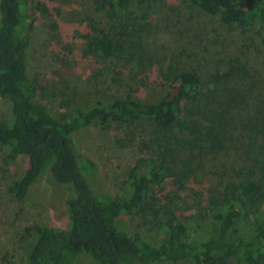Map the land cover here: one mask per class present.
I'll return each mask as SVG.
<instances>
[{
	"label": "trees",
	"instance_id": "obj_1",
	"mask_svg": "<svg viewBox=\"0 0 264 264\" xmlns=\"http://www.w3.org/2000/svg\"><path fill=\"white\" fill-rule=\"evenodd\" d=\"M151 1L110 0L109 8L95 1L108 29L88 20L93 33L82 35L90 52L106 61L110 82L156 63L154 98L137 101L127 94L54 115L38 104L27 64L30 20L46 7L37 0H0V100L8 112L0 117V148L8 162L26 159L9 191L23 199L48 171L66 194V226H32L25 264H71L81 254L96 264H264V0H188L244 34L256 46L258 60L249 46L218 49L197 42L172 52L165 69L151 61L153 53L143 49L140 37L131 40L129 27L146 20ZM88 123L126 125L152 152L130 166L126 194L90 187L87 177L96 173V165L72 138ZM218 156L223 164L215 167L211 161ZM198 171L212 182L207 199L209 210L216 209L212 235L193 240L182 222L170 221L166 232L148 243L116 225L119 217L146 209V195L166 179L178 189ZM247 223L250 231L241 232Z\"/></svg>",
	"mask_w": 264,
	"mask_h": 264
},
{
	"label": "rangeland",
	"instance_id": "obj_2",
	"mask_svg": "<svg viewBox=\"0 0 264 264\" xmlns=\"http://www.w3.org/2000/svg\"><path fill=\"white\" fill-rule=\"evenodd\" d=\"M37 1L46 7V11L32 14L27 33V64L38 87L40 107L59 115L95 100L127 94L136 97L137 101L154 98L159 81L154 78L156 63L147 66L144 74L125 71L119 77L120 82H110L106 76V61L90 52L82 35L88 31L93 33L88 20L108 29L107 17L97 8L95 1H102L106 7L110 0ZM136 22L129 27L131 40L138 41L137 36L140 37V45L153 53L151 61H160L162 69L178 47L197 42L212 44L218 49L239 44L249 46L252 59L260 58L256 46L247 43L244 34L219 24L213 16L204 14L188 0H152L146 20ZM127 52L128 55L134 54V50L128 49ZM123 62L122 59L118 64L121 66ZM7 113V106L0 100V117ZM72 138L78 151L96 165V173L87 177L96 192L126 194L130 166L140 157L152 156V152L140 144L141 135L136 133L132 138L126 125L88 123L74 132ZM212 162L215 167L223 164L221 156L213 158ZM25 166V157L8 162L0 148V264H25L33 241L32 226L65 227L68 222L63 186L56 183L48 171L30 186L23 199L12 197L9 185ZM204 174L195 172L178 189L166 179L152 196L146 195V209L119 217L116 225L127 232L139 233L148 243L157 241L166 232L170 221L182 222L186 236L193 240L212 235L216 209L208 208V191L212 182L208 174ZM249 225L242 227L241 232L248 233ZM71 264L96 263L81 254Z\"/></svg>",
	"mask_w": 264,
	"mask_h": 264
}]
</instances>
